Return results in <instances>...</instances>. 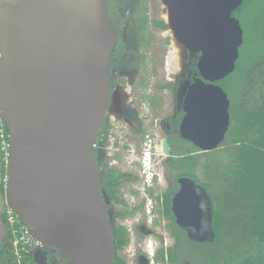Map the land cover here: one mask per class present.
I'll return each instance as SVG.
<instances>
[{
	"label": "water",
	"instance_id": "95a60500",
	"mask_svg": "<svg viewBox=\"0 0 264 264\" xmlns=\"http://www.w3.org/2000/svg\"><path fill=\"white\" fill-rule=\"evenodd\" d=\"M161 1L169 35L200 54L181 135L213 152L230 126V100L217 83L239 59L244 31L234 14L243 0ZM118 39L109 0H0V129L4 123L9 132L6 179L0 153V248L8 206L60 255L54 264H113L112 214L100 194L94 143L110 106ZM163 150L169 155L166 141ZM181 184L178 225L194 243L213 242L210 196L191 179ZM34 260L48 264L46 250Z\"/></svg>",
	"mask_w": 264,
	"mask_h": 264
},
{
	"label": "flooded vegetation",
	"instance_id": "af4514ba",
	"mask_svg": "<svg viewBox=\"0 0 264 264\" xmlns=\"http://www.w3.org/2000/svg\"><path fill=\"white\" fill-rule=\"evenodd\" d=\"M156 22L151 23L149 44L143 42L138 26L132 32L117 29L110 106L94 143L100 194L112 214L113 264H192L183 243L189 239L188 234L178 225L173 211L174 199L181 191L182 179L195 181L209 195L206 181L188 170L185 160L210 152L194 150L196 147L180 131L186 116L187 88L201 79L197 68L200 54L189 53L173 39L165 66L169 77L147 93L143 80L147 58L143 49L152 44L153 30L171 38L169 29L154 26ZM148 141L169 144V155L162 159L161 177L151 181L142 170L143 146ZM201 207H208L203 197ZM46 252L48 264L61 261L54 250L48 248Z\"/></svg>",
	"mask_w": 264,
	"mask_h": 264
},
{
	"label": "trees",
	"instance_id": "16d2710c",
	"mask_svg": "<svg viewBox=\"0 0 264 264\" xmlns=\"http://www.w3.org/2000/svg\"><path fill=\"white\" fill-rule=\"evenodd\" d=\"M116 1L109 0V11L112 23L119 29L120 23L113 14ZM136 1L132 16L137 18L143 42L149 44L148 0ZM234 15L244 31V42L234 72L219 82L230 100L229 129L219 149L185 160L188 170L195 171L206 156L203 171L217 186L213 194L209 182L205 184L212 202L211 228L215 240L210 243L183 240L191 247L192 264H264V0H243ZM154 26L168 29L164 21ZM1 126L9 136L7 126L4 123ZM225 147H229L231 155L218 156L220 148ZM0 153L6 179L1 141ZM2 192L5 193V183ZM5 218L3 215L4 222ZM0 264H16L9 232L0 248Z\"/></svg>",
	"mask_w": 264,
	"mask_h": 264
},
{
	"label": "rangeland",
	"instance_id": "374dc122",
	"mask_svg": "<svg viewBox=\"0 0 264 264\" xmlns=\"http://www.w3.org/2000/svg\"><path fill=\"white\" fill-rule=\"evenodd\" d=\"M137 8L136 0H117L113 6V14L119 21L120 27L123 32L126 28L127 32H132L133 28L137 26V18L132 16ZM148 17L150 23L164 19L165 9L161 0H148ZM152 27V25L150 26ZM138 36V35H137ZM153 42L152 44L143 49V54L146 56L147 61L143 66V80L144 87L147 93H151L157 83L164 82L169 75L166 72V57L170 51L171 42L173 38L164 36L161 32L153 30ZM218 156L227 158L231 155L229 147L221 148L218 152ZM214 156L213 154L211 155ZM206 160V156L201 158V167L197 168L195 172L199 176L200 180L208 181L211 186V192L215 194L217 192V186L214 181L209 180L207 175L203 171V165ZM7 159L5 160L7 164ZM204 173V174H203ZM220 180L218 179L217 182ZM190 250V246H188Z\"/></svg>",
	"mask_w": 264,
	"mask_h": 264
},
{
	"label": "built area",
	"instance_id": "2783aa9c",
	"mask_svg": "<svg viewBox=\"0 0 264 264\" xmlns=\"http://www.w3.org/2000/svg\"><path fill=\"white\" fill-rule=\"evenodd\" d=\"M8 137L9 136L6 135L4 129H2L1 126L0 141L2 144V152H4L5 160H8L9 157V142L7 141ZM164 156L165 153L161 142L148 141L143 146L142 165L145 166V169L142 170L150 181L154 178L160 179L162 159ZM150 169H153L154 172L151 173L149 171ZM146 170L149 172L147 173ZM3 215L6 217L5 225L7 228V233H10V247L12 255L15 259V263L36 264L34 260L35 253L48 248L43 244V242L32 236L29 229L23 224L20 217L13 209L6 206ZM62 264L65 263L63 262Z\"/></svg>",
	"mask_w": 264,
	"mask_h": 264
},
{
	"label": "clouds",
	"instance_id": "9594fccd",
	"mask_svg": "<svg viewBox=\"0 0 264 264\" xmlns=\"http://www.w3.org/2000/svg\"><path fill=\"white\" fill-rule=\"evenodd\" d=\"M142 166H143V165H142ZM143 169H145V166H143ZM149 171H150L151 173H153V172H154V170H153V169H150ZM149 171H147V170H146V172H147V173H148ZM154 179H156V178H154ZM154 179H153V180H154Z\"/></svg>",
	"mask_w": 264,
	"mask_h": 264
},
{
	"label": "bare ground",
	"instance_id": "6f19581e",
	"mask_svg": "<svg viewBox=\"0 0 264 264\" xmlns=\"http://www.w3.org/2000/svg\"><path fill=\"white\" fill-rule=\"evenodd\" d=\"M175 51L177 52V51H178V49H175Z\"/></svg>",
	"mask_w": 264,
	"mask_h": 264
}]
</instances>
